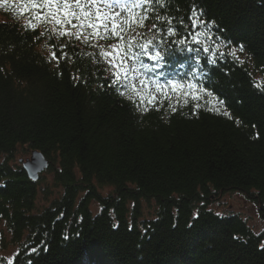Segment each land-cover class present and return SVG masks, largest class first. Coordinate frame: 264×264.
Wrapping results in <instances>:
<instances>
[{
    "label": "trees",
    "instance_id": "16d2710c",
    "mask_svg": "<svg viewBox=\"0 0 264 264\" xmlns=\"http://www.w3.org/2000/svg\"><path fill=\"white\" fill-rule=\"evenodd\" d=\"M68 2L66 18L64 0H0L13 264H264V232L208 206L230 192L264 202V0H127L106 16ZM117 56L127 73L112 86ZM31 150L49 162L37 181L15 162ZM41 192L57 197L36 211Z\"/></svg>",
    "mask_w": 264,
    "mask_h": 264
},
{
    "label": "rangeland",
    "instance_id": "374dc122",
    "mask_svg": "<svg viewBox=\"0 0 264 264\" xmlns=\"http://www.w3.org/2000/svg\"><path fill=\"white\" fill-rule=\"evenodd\" d=\"M101 2L107 1L113 2L117 0H99ZM47 56H51V54L47 53ZM115 69L120 75H125V63H120L118 56L115 58ZM139 94L141 91L138 92ZM32 152V150H31ZM31 152L28 153V156L24 157L23 155H16L15 162L19 165H21L20 159H28L31 156ZM44 172V171H43ZM43 174V173H42ZM41 175V174H40ZM39 175V177H40ZM46 181L42 182L41 189L45 187V184L49 187H51V181L52 178L50 174H44ZM39 180V179H38ZM108 192L107 189L102 190V194H106ZM43 193H39L37 199H36V207L39 211L45 206L49 205V202L57 197V192H54L53 195L46 196ZM209 208L214 211L217 215H237L240 218H242L247 226L252 230L254 233H261L264 232V216L261 215V209L264 208V202L260 205L258 202H256V199L248 197L244 193H233L230 192L228 194H224L218 199L216 202L210 203ZM90 209L94 212H98V206L95 202L91 203ZM142 209L144 210L145 217L148 216L149 211H151L150 208L146 204H143ZM11 238L8 234L5 226L2 224L0 225V264H10L13 258V255L16 253L15 247L11 244ZM12 245V246H11Z\"/></svg>",
    "mask_w": 264,
    "mask_h": 264
},
{
    "label": "snow or ice",
    "instance_id": "6c2138e0",
    "mask_svg": "<svg viewBox=\"0 0 264 264\" xmlns=\"http://www.w3.org/2000/svg\"><path fill=\"white\" fill-rule=\"evenodd\" d=\"M80 2H81V0H75V3H76L77 6L80 5ZM92 2H94V0H92ZM44 4L48 5L51 8V7L56 6L58 4V0H44ZM63 7H64V15H65L66 18L69 15H75L74 12L73 13H69L68 12V8H69L68 0H64ZM33 10H38V5L36 4V0H30V3H29L28 12L33 11ZM59 11H60V9L56 8V12H53L51 14L52 18L56 20L57 24L60 23V20L57 18V14L59 13ZM202 14H203V9L197 10V8L195 6H193V10H192L191 15L189 17V19L191 20L193 28H195L198 23L199 24L205 23L204 20L200 19V16ZM213 25H215V21L209 22V27H212ZM90 27L96 28L97 26L96 25H90ZM169 31L171 32L172 30L169 29ZM69 35H72V33H69ZM180 43L183 44V41L181 40ZM228 43H231V42L229 41ZM217 47H219V45H217ZM240 50L241 51L243 50V46L242 45L240 46ZM204 51H207V49H205ZM105 55H110V54L109 53H105ZM231 55L233 57H236V50L235 49L232 50ZM53 56H54V58L59 59V57H56L55 53H53ZM151 59L156 62V67H160L161 66L160 62L164 59V57H163V55L160 52H157L154 56H151ZM144 67L148 68V65L145 64ZM114 76H115V79L111 80V85L112 86H115L117 84V82H118V80L120 78V73H115ZM168 83L172 84L173 88L177 87V85L173 81H169ZM256 86L259 87V85H256ZM163 87H164V85H159L158 89L159 88H163ZM190 87H195V86L194 85H190ZM141 99L143 100L144 97H141ZM155 100H156V97L152 96L151 98L148 99L147 102L149 104H152V103L155 102ZM225 115H227V113H225ZM64 239H68V237L65 236ZM32 251L35 252L36 249H33ZM45 251H47L46 248H45ZM11 264H13L12 261H11Z\"/></svg>",
    "mask_w": 264,
    "mask_h": 264
},
{
    "label": "water",
    "instance_id": "95a60500",
    "mask_svg": "<svg viewBox=\"0 0 264 264\" xmlns=\"http://www.w3.org/2000/svg\"><path fill=\"white\" fill-rule=\"evenodd\" d=\"M31 157L28 159H20L21 168H23L26 176L31 181H37L39 175L43 173L48 167V160L46 156L42 155L37 150H32Z\"/></svg>",
    "mask_w": 264,
    "mask_h": 264
}]
</instances>
